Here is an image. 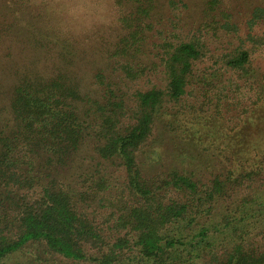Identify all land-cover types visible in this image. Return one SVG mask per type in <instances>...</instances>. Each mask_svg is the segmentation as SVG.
Masks as SVG:
<instances>
[{
  "label": "trees",
  "instance_id": "obj_1",
  "mask_svg": "<svg viewBox=\"0 0 264 264\" xmlns=\"http://www.w3.org/2000/svg\"><path fill=\"white\" fill-rule=\"evenodd\" d=\"M57 1L0 0V43L58 60L0 78V264L35 242L74 264H264V145L207 178L139 157L159 115L197 92L219 110L253 90L264 112V0L244 29L237 0H111L120 32L99 64L51 25Z\"/></svg>",
  "mask_w": 264,
  "mask_h": 264
},
{
  "label": "rangeland",
  "instance_id": "obj_2",
  "mask_svg": "<svg viewBox=\"0 0 264 264\" xmlns=\"http://www.w3.org/2000/svg\"><path fill=\"white\" fill-rule=\"evenodd\" d=\"M187 1L192 12L201 5V0ZM238 1L240 6L236 17L244 29L247 16L245 6L253 0ZM56 4L57 8L53 5L47 8L51 25L65 36L64 40L72 43L69 45L75 53L88 51L97 59L87 57V61L101 63L104 57L101 56L100 42L111 41L120 32L111 0H58ZM222 44L219 40L213 46L221 48ZM9 51H12L11 56L8 55ZM34 59H40L39 65L49 66V69H53L58 61L46 59L42 50H36L26 42L17 41L14 37L4 38L0 43V78L3 84L10 78L6 73L11 74L13 66L26 68L33 65ZM253 64L259 71H264L261 51L254 54ZM88 75L83 74L82 81L91 80ZM198 93L190 95L180 109L174 108L156 119V139L139 153L144 170L176 167L207 178L227 167L249 164V156L264 145V112L260 105L255 104L257 98L253 90L244 95L235 89L226 91L221 95L219 102L222 107L219 110L213 104L203 105L204 97ZM217 97L218 93L214 94V98ZM238 100L241 103L236 105ZM5 259L18 264H74L55 256L37 242L23 246Z\"/></svg>",
  "mask_w": 264,
  "mask_h": 264
}]
</instances>
